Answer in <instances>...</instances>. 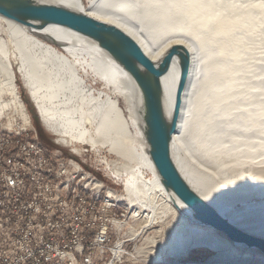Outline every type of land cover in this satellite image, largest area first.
Listing matches in <instances>:
<instances>
[{
  "label": "bare ground",
  "instance_id": "bare-ground-1",
  "mask_svg": "<svg viewBox=\"0 0 264 264\" xmlns=\"http://www.w3.org/2000/svg\"><path fill=\"white\" fill-rule=\"evenodd\" d=\"M36 1L116 26L156 65L174 45L189 51L172 159L188 185L221 216L264 239V0H89L86 7L82 0ZM34 25L0 15V80L10 104L22 107L15 64L40 120L59 129L62 142L106 146L125 160L123 197L146 217L141 230L158 224L157 237L169 230L156 243L152 260L179 264L204 248L212 254L181 264H264V251L190 221L189 209L164 188L144 139L141 93L127 71L85 35L53 23ZM179 73L174 57L161 76L168 120ZM88 82L102 85L92 88ZM114 93L125 98L128 117ZM88 121L94 124L92 135ZM31 149L44 154L39 143L31 142ZM111 171L121 177L118 169ZM50 179L59 181V173L50 172ZM90 190L80 186L82 195ZM119 249L116 245V259Z\"/></svg>",
  "mask_w": 264,
  "mask_h": 264
},
{
  "label": "built area",
  "instance_id": "built-area-1",
  "mask_svg": "<svg viewBox=\"0 0 264 264\" xmlns=\"http://www.w3.org/2000/svg\"><path fill=\"white\" fill-rule=\"evenodd\" d=\"M31 129L26 121L18 131L0 133V264L119 263L114 237L121 221L105 205L112 196L80 194V186L104 192L103 182L59 149L44 146L37 154ZM50 172H58L59 181H51Z\"/></svg>",
  "mask_w": 264,
  "mask_h": 264
},
{
  "label": "water",
  "instance_id": "water-1",
  "mask_svg": "<svg viewBox=\"0 0 264 264\" xmlns=\"http://www.w3.org/2000/svg\"><path fill=\"white\" fill-rule=\"evenodd\" d=\"M0 15L30 27L35 26L34 22H39L40 26L58 24L91 38L106 50L132 77L141 93L143 133L150 160L170 196L174 195L189 209L188 219L211 226L234 242L264 251V239L240 230L221 216L188 185L172 159L171 143L177 129L182 92L191 68V56L185 47L174 45L156 65L121 29L81 12L36 0H0ZM174 57L180 62V73L173 114L168 120L162 102L161 76ZM174 206L178 208L176 203Z\"/></svg>",
  "mask_w": 264,
  "mask_h": 264
},
{
  "label": "rangeland",
  "instance_id": "rangeland-1",
  "mask_svg": "<svg viewBox=\"0 0 264 264\" xmlns=\"http://www.w3.org/2000/svg\"><path fill=\"white\" fill-rule=\"evenodd\" d=\"M82 3L86 7L89 4V0H82ZM13 65L16 92L22 107L20 109L14 104H10V95L8 92H6V87L2 85L0 80V104H4L5 102L8 103L7 106L0 109V133L18 131L24 126V122L30 121L32 129L28 135L38 140L33 142L39 143L51 151L59 149L66 157L74 156L81 161H84L86 168L93 176L98 178L99 181H102L104 185V192L102 193L101 190L97 191L91 188L90 195L92 200L96 198L97 200H100V198L104 199V195L106 192H108V194L112 197H105V205L109 207L111 211H116L118 218L121 221L120 226H122V230L119 235L117 234L114 237V240L117 238L119 239L117 245L120 246V256L117 257L119 263L117 264H164V262L161 261H153L152 256L157 255V252L155 251L156 243H161L169 230L162 235L159 233L158 237L155 233L157 230L156 228H159L158 224L149 225L143 231L141 230L142 225H144L146 221V217L137 215V209H135L134 206L132 207L129 201L123 197V194L125 193L123 189V178L125 173L122 170L124 163H126L125 160L119 157L115 152H110L106 146H92L84 142H72L68 145V143L62 142L61 138L64 136L60 135L59 129L53 130L40 120L36 105L31 99L27 88L20 79V76L18 73H16L15 64ZM87 84H90V82ZM90 85L91 87L93 86L92 88H101L102 84L97 83L96 85ZM111 95L113 98L117 99L118 105L122 109L123 115L128 117V108H126L127 103L125 102V98L117 93ZM93 125L94 124H90L89 121L86 123V128L89 130L88 132L91 135ZM54 127H56V125ZM113 167L122 173L121 177H118L111 171ZM92 191H94V193ZM95 193L97 194V197ZM253 199L254 201H259L256 196H254ZM146 210H149V208L146 207ZM158 239L159 241H157ZM211 254V251L204 248H199L196 249L193 254L189 256V258L181 261V263L188 260H204ZM109 258L110 256L108 257L107 261ZM166 259L172 260L171 258Z\"/></svg>",
  "mask_w": 264,
  "mask_h": 264
}]
</instances>
